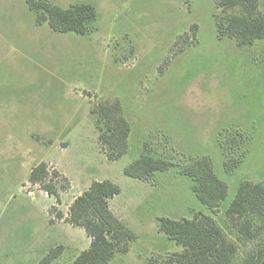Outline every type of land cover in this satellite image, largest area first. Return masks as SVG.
Returning <instances> with one entry per match:
<instances>
[{"label":"rangeland","instance_id":"obj_1","mask_svg":"<svg viewBox=\"0 0 264 264\" xmlns=\"http://www.w3.org/2000/svg\"><path fill=\"white\" fill-rule=\"evenodd\" d=\"M48 1L90 2L97 17L84 35L56 32L36 23L28 0H0V264H40L54 251L47 264H71L90 238L67 223L69 205L103 179L120 187L111 207L137 235L108 264L167 258L181 246L158 231L157 218L211 214L179 172L191 157H209L228 186L218 222L242 180L264 182V38L243 47L218 39L214 0ZM100 100H118L130 126L117 160L101 149L90 112ZM224 129L250 138L231 150L242 161L231 173L216 139ZM146 142L173 165L131 177L124 169ZM42 161L58 172L50 178L59 201L28 181ZM238 244L241 252L257 245Z\"/></svg>","mask_w":264,"mask_h":264},{"label":"trees","instance_id":"obj_2","mask_svg":"<svg viewBox=\"0 0 264 264\" xmlns=\"http://www.w3.org/2000/svg\"><path fill=\"white\" fill-rule=\"evenodd\" d=\"M214 1L218 9L213 15L218 39L227 38L243 47L264 38V12L259 9V0ZM28 6L35 12L37 24L45 22L56 32L84 35L88 24L97 17L96 8L90 2L61 7L48 0H28ZM90 112L95 117L101 149L108 159L117 160L127 152L130 132L119 101L100 100ZM222 131L216 139L222 152L223 167L231 173L242 162L241 152L238 157L229 158L231 150L235 156V149H241L240 145L250 138L240 129ZM226 132L230 135L224 136ZM172 165L166 157L150 153L146 142L142 152L124 172L134 178L149 179L155 172L166 171ZM179 172L190 178L194 195L211 210V214L198 211L191 218L158 217V231L181 246V250L169 253L167 258L149 257L145 264H264V182L242 180L224 209L223 219L218 222L215 213L227 197L228 186L216 175L211 159L191 157L188 163L179 167ZM51 173L54 177L58 175L42 161L29 171L28 181L38 184L59 201V188L54 178H50ZM119 192L120 187L112 180H94L69 205L66 221L82 227L90 237L89 246L71 264H108L117 253L129 251L137 235L114 214L109 204ZM58 217L62 218L63 214L58 212ZM230 235H235V239ZM233 240L244 245L251 241L257 245L241 252L238 242ZM56 256V251L51 252L40 264H47Z\"/></svg>","mask_w":264,"mask_h":264},{"label":"crops","instance_id":"obj_3","mask_svg":"<svg viewBox=\"0 0 264 264\" xmlns=\"http://www.w3.org/2000/svg\"><path fill=\"white\" fill-rule=\"evenodd\" d=\"M112 199V198H111ZM111 199L109 200V204H110V208L112 209V207H111ZM112 211L114 212V214L116 215V216H118L120 219H122L121 217H120V215L118 214L117 215V213L112 209ZM122 220H124V219H122ZM68 223V222H67ZM71 225V224H70ZM90 238V237H89Z\"/></svg>","mask_w":264,"mask_h":264}]
</instances>
